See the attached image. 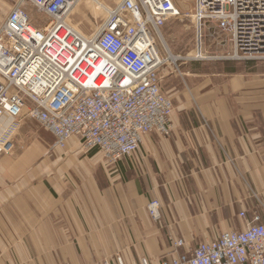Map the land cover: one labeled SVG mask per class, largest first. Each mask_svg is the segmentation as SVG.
<instances>
[{"label": "crops", "instance_id": "0c3cea01", "mask_svg": "<svg viewBox=\"0 0 264 264\" xmlns=\"http://www.w3.org/2000/svg\"><path fill=\"white\" fill-rule=\"evenodd\" d=\"M172 1L180 13L195 11V0ZM181 21L160 28L167 46ZM224 64L165 68L170 134L143 135L113 165L78 136L55 147L36 122L3 116L0 140L11 148L0 152V264L155 263L243 229L240 212L261 213L253 195L264 204V63ZM153 199L158 221L147 212Z\"/></svg>", "mask_w": 264, "mask_h": 264}, {"label": "built area", "instance_id": "2783aa9c", "mask_svg": "<svg viewBox=\"0 0 264 264\" xmlns=\"http://www.w3.org/2000/svg\"><path fill=\"white\" fill-rule=\"evenodd\" d=\"M26 1L44 17L38 26ZM79 1L17 0L1 22L0 120L34 121L53 135L55 147L78 136L83 149H99L108 165L135 153L143 135L170 134L172 101L160 88L165 68L181 73L179 62L203 59L210 47L227 59L264 61V0H195L193 31L177 54L160 33L181 15L172 0H119L90 35L70 22ZM10 148L0 140V152ZM253 196L263 209L250 218L240 212L243 229L138 264H264V204ZM159 207L157 199L147 204L153 221ZM183 243L177 239L173 246ZM117 264H123L119 257Z\"/></svg>", "mask_w": 264, "mask_h": 264}, {"label": "rangeland", "instance_id": "374dc122", "mask_svg": "<svg viewBox=\"0 0 264 264\" xmlns=\"http://www.w3.org/2000/svg\"><path fill=\"white\" fill-rule=\"evenodd\" d=\"M119 0H80L79 3L76 5V8L73 9L72 15L70 17V22L83 34L90 35L92 32L97 29V27L103 22V20L107 16V8L113 7L115 3H117ZM17 2V0H0V24L3 21L4 17L7 15V13L10 11V9L14 6V4ZM99 6V7H98ZM107 7V8H104ZM24 9L27 11V13L30 15L31 23L35 26H38L39 23L43 22L44 17L36 14V8L35 6L30 3L29 1L24 2L23 4ZM192 12L188 13H181L179 19H182L179 24L182 26V32L180 33V36L177 37L176 32L173 33V38L168 42L169 49L172 53L177 54L180 52L183 42L186 39V34L190 31H193L191 26V17L190 14ZM187 27H189L187 29ZM165 41V40H164ZM178 42V49L179 51H174L173 47L170 45L171 43ZM206 42L209 43V38H206ZM166 44V42H165ZM167 45V44H166ZM208 53L205 56V58L200 60H194V61H181L178 64V68L180 71H183L185 64L190 62H197V63H218L220 65L224 63H233L232 59H227L222 57L223 52L218 51L216 48H208ZM243 62L241 60H236V62ZM254 62L255 65L264 63L261 61H251ZM225 65V64H224ZM258 67V66H256ZM22 122L30 121L27 119H21ZM20 122V121H19Z\"/></svg>", "mask_w": 264, "mask_h": 264}, {"label": "bare ground", "instance_id": "6f19581e", "mask_svg": "<svg viewBox=\"0 0 264 264\" xmlns=\"http://www.w3.org/2000/svg\"><path fill=\"white\" fill-rule=\"evenodd\" d=\"M77 5V4H76ZM76 5H75V7L74 8H76ZM99 7V6H98ZM104 8H107V7H105L104 6ZM107 10H108V8H107ZM163 42L165 43V41H164V39H163ZM1 126V125H0ZM15 126V125H14ZM10 128V127H9Z\"/></svg>", "mask_w": 264, "mask_h": 264}]
</instances>
